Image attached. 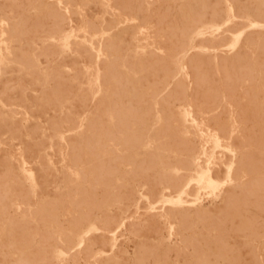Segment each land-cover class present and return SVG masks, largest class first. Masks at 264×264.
<instances>
[{
    "label": "rangeland",
    "instance_id": "rangeland-1",
    "mask_svg": "<svg viewBox=\"0 0 264 264\" xmlns=\"http://www.w3.org/2000/svg\"><path fill=\"white\" fill-rule=\"evenodd\" d=\"M25 1L26 0H0V20L10 16H17L20 8H13L12 4H25ZM38 1L49 7L55 6V0H37V2ZM240 3L245 4L248 3V1L240 0ZM88 12V20L90 23H93L95 30L99 29V24L102 25V20H104L105 23L109 22L107 14H104L98 7ZM160 13L162 14V12L158 10L155 12V16L158 18L161 15ZM129 17L132 16L129 15ZM75 22L72 21L71 25H78V23ZM129 22L134 25L138 24V21L134 19H131ZM231 30L233 33L237 31L242 32L241 39L236 48H227L232 42L229 34H222L218 39L217 35H205L204 41H202V43L201 41H196L193 48V51L199 48L206 51V57L208 59V63L204 67L208 75L206 84L213 87L215 86L219 90L218 97H214L211 93H209L208 96H202L194 92L198 87L193 81L194 70L193 68H187L188 78L185 81V86L190 92H187L186 95H184L185 97L180 96V98L175 95H166L164 91H158L159 94L154 98L144 101V108H136L135 104L129 103L128 99H122L126 107L122 116H125L130 121L138 119L145 120L148 125L147 129L141 130L134 127H129L127 130L116 129L109 142L104 145L96 143L91 147V150L112 153L114 149H118L120 152L126 153L128 150L119 139V136L124 134L131 140H141L139 147L130 151L131 154H144L143 156L149 154L151 157L147 161H142L140 157L137 156L136 158L113 162L114 174L113 177H111L113 181L111 180L110 186L108 189L100 187L93 194L98 202H101L103 198H105V195L106 197L109 196L107 199H109L110 204L107 203V206H99L101 209L98 207V210H96L97 207L92 209L82 208L80 210L61 207L57 210V227L63 232L77 229L79 237L76 241H70L63 232H52L46 226L34 222H25V220L28 216L32 217L37 214L40 202H51L59 198L55 191V187L67 180V178L63 176L61 169L71 171L77 168V165L68 161H59L57 153V149H59L58 146L46 149L44 152L48 154L47 158H49V161H44L42 164L49 167V177L47 178L48 186L43 191L44 193L39 192L35 196H25L24 193L20 192L17 188L18 184L25 186L26 183L18 174V162L13 159L11 153L5 151V147L0 148V156L5 160L3 166L0 165V197L9 200V202L12 203L11 205H13L12 207L0 210V217L8 221H13L14 225H7L6 229L14 226V232L16 233L11 240L0 238V264H199V258H203L205 264H221V262L222 264H264V145L262 147L264 137L262 138L263 142L260 140V137H262L261 135L264 133V129H262V127L264 128V122L260 120L264 121V117L260 118L259 116H264V111H262L264 107H261L264 106V73L258 76V72L264 71V49H258V46L264 43V32L249 29L242 20H236ZM158 35L162 36L163 33H159ZM33 37L29 36V40L33 39ZM149 37L152 38L153 35H149ZM27 38L28 36L25 39L27 40ZM178 38L181 39V37ZM120 40L126 49L134 51V47L127 41L129 40L127 35L121 36ZM163 41L164 38L160 37L156 40L155 45L159 48V52L172 54V59L175 60L178 56L177 53L180 52L183 47L179 44L176 47L168 49ZM219 42L225 45L221 49L215 48ZM29 44L32 48L29 47ZM12 46L18 53L27 54L29 52V54L34 55L38 61L39 67L42 69L48 66L45 57L40 55L41 44L37 39H33L30 43H25L24 41L12 43ZM214 59L219 62L222 61V64L219 66V74L215 73L213 67V63L215 62ZM49 60L56 63L58 62L62 64V66L65 65V70L70 75L77 73L75 69L66 67L68 60L59 55L50 56ZM81 60L85 59L81 58ZM248 60L255 64L251 65V67L248 66L246 63ZM260 62H262V67ZM242 64L246 65L242 67ZM81 66H83V63H76V69H79ZM155 68L157 74L162 73L160 66H155ZM14 69H16V72L13 71ZM168 69L171 71V74H175L176 66H169ZM1 70L0 112H7L24 107L19 101L16 90L14 89V86L20 80L16 65L11 64L4 68L2 67ZM220 74L224 75L221 76ZM235 76H239V79L234 80ZM23 80L28 87L26 90V98L30 100L31 97L38 96L39 92L36 88L34 90L33 86L28 83V79L25 78ZM160 85L161 84H158L159 87ZM172 88L173 85L170 84L167 90H171ZM161 96L164 97L161 98ZM255 98H257L258 103L255 102ZM211 99L214 101L212 102ZM207 100L212 106L209 105ZM76 102L77 101L74 99L71 100L67 107L71 113L81 117L83 111H91L95 107V104L90 100L87 101L85 107L79 106ZM262 103L263 105H261ZM217 104L218 106H216ZM76 107L79 111H77L78 109ZM72 109L77 110L73 111ZM184 111L188 113L186 118L188 122H184L181 116ZM46 116L47 118L57 117L56 113L52 111H48ZM36 120L41 124L44 123L43 117ZM237 121L239 123H237ZM159 122H169L171 123V127L168 126L162 129L158 125ZM250 122L254 123L251 124ZM258 122L261 125L258 124ZM31 123L32 122L29 121L27 125ZM254 125L258 126L255 127ZM257 128L261 129L257 130ZM90 131L89 129L74 130L69 133L70 139L67 140L70 143L71 140L74 141L78 136L80 137ZM97 131L106 132L105 129H97ZM255 133H259L258 136ZM260 133L262 134L260 135ZM258 142L262 143L259 145ZM168 144L171 145L169 146ZM257 145H259V147ZM79 147L86 148V144L81 142ZM18 148L19 146H15L14 150ZM3 153L4 155H2ZM154 154L159 159L162 158L159 161L160 163H155L156 157ZM160 154L163 155L161 156ZM258 159H262L260 163ZM132 162L133 164H131ZM150 165H153V167H150ZM26 166L33 168L34 163L28 160ZM198 169L201 170L202 174H200L201 178L197 181L195 179V171ZM7 171H9V173H7ZM141 173L147 174H145L148 179L147 182H144V180L146 181V177L143 174L141 176ZM132 175L135 178H133ZM149 175H151V179ZM160 175L161 177H159ZM133 180L135 181L133 182ZM38 181H40V179H38ZM142 181L144 185H142ZM154 182H157L155 184H158V187L154 185ZM149 183L152 187L154 186V188H152ZM254 187L256 189H254ZM6 188H9V192L6 191ZM118 189L119 191L117 192ZM148 189H150L149 192H151L149 195L147 192ZM234 190H236L235 194L233 192ZM120 191L121 193H119ZM108 192H112V194H108ZM128 192L129 194L132 192V194H130L131 196ZM155 192L156 195H154ZM174 192H176V194ZM231 196L235 201L232 200ZM246 196L251 199H247ZM70 197L71 193L68 198ZM122 197H126L127 199H122ZM149 198L152 199L150 200ZM154 198H156V201ZM177 198H179L180 203H170V201ZM239 198L245 201L243 203L245 208L248 209L249 207V211L244 208ZM235 202L238 205V210ZM233 210H235V212ZM225 212L229 214L227 215ZM103 213L106 215L104 216ZM233 213H235V216ZM250 213H252V215ZM224 214L227 216H224ZM247 214H249V217ZM81 215L88 216L92 222H95L97 229L90 230L86 224H79L77 219H79ZM214 215L217 219L219 218L222 220L223 226L222 223L218 225L221 221L214 220ZM222 216L226 218V220L221 219ZM233 216L234 218H232ZM108 217L109 221L107 219ZM230 217L232 219H230ZM255 218H257V220ZM244 219L245 221H243ZM211 220L215 222L218 221L216 222L218 227L215 226V223H211L214 222ZM260 221H262V223ZM246 224H248L247 227ZM216 228L221 229L219 230ZM207 229L208 231H206ZM79 239H81V243L78 245L77 242ZM205 240L207 242H205ZM197 245L198 247L200 246L198 249L202 252L197 250L201 255H199L196 250ZM146 246L148 248H146ZM139 247H141V249ZM59 251H62L63 254ZM153 253H155V256ZM204 253L208 254V256L205 257L206 255L204 256ZM224 253L225 255H223ZM115 255H117V258ZM183 255L184 257H182ZM146 256L149 259L146 258ZM216 258H218V260ZM225 258L227 261H225Z\"/></svg>",
    "mask_w": 264,
    "mask_h": 264
},
{
    "label": "bare ground",
    "instance_id": "bare-ground-1",
    "mask_svg": "<svg viewBox=\"0 0 264 264\" xmlns=\"http://www.w3.org/2000/svg\"><path fill=\"white\" fill-rule=\"evenodd\" d=\"M247 1L248 3L241 4L240 0H139V1L137 0H55V6L53 7H49L48 5L43 4L40 1L37 2V0H26L25 4L13 3L12 4L13 8L15 9L20 8L17 16L15 17L10 16L6 19L4 18L3 20H0V74L2 72L1 70L2 67L4 68L11 64L16 65L20 80L16 83L14 89L16 90V94L19 101L21 102V104L24 105V107L7 112L4 111L0 112V148L5 147V151L7 153L8 152L11 153L13 159L18 162V174L23 180L26 181V183L25 186L18 184L17 188L19 189L20 192L24 193L25 196H35L37 193L43 192L48 186L47 178L49 177L48 174L49 167L44 166L42 164L44 161L47 162L49 161V158H47L48 154L44 152L46 149L52 148L54 146L56 147L58 146L59 149H57V153H58L59 161L61 162L68 161L77 165V168H74L71 171L61 169L63 176L66 177L67 180H65L60 185L55 187V191L59 196V198L51 202L48 201L40 202L39 208L37 209L38 210L37 214H35L32 217L28 216L25 222H34L39 225L46 226L52 232L56 231L62 233L63 231L56 225V214L59 208L68 207L70 209L80 210L82 208L92 209L97 207L96 210H98L99 206H105L107 203H109V199H107L109 198V196L106 197L105 195V198H103L101 202H98L94 198L93 194L100 187L103 188L105 187L108 189V187L110 186L111 182L113 181L111 177H113L114 174V169H113L114 166H112L113 162L123 161L130 158H136L137 156H139L142 161H147L151 157L149 156V154H146V156H143L144 154L140 155L137 153L131 154L130 151L137 149L139 147V144L141 143L140 142L141 140H137V139L131 140L127 138L124 134H121L119 136V139L122 142V144L126 146V149L128 150L126 151V153H122L118 149H114L112 153H107L103 151L97 152L91 150L92 149L91 147L96 143H99V145L100 144L104 145L107 142H109L111 140V137L113 136V132L116 129L127 130L129 129V127L130 128L134 127L141 130L147 129L148 125L146 124L147 122L145 120L138 119V120L130 121L125 116H122V113L125 112L126 110L124 102H122V99H128L129 103H134L136 108H144L145 107L144 101L154 98L157 94H159L158 91L160 92L164 91L166 95H175L182 97L186 95L187 92H190V90L186 89L185 86L186 84L185 81L188 78V74L186 71L187 68H193L194 70L193 81L198 86L196 88L197 90L194 92L199 93L202 96H208L209 93H211L214 97H218L219 90L215 86L213 87L206 84L208 78L206 68H204L205 65H207L208 63V59L206 57V51L203 50L202 48L193 51L194 44L196 41H201L202 43V41H204L205 35L208 34L217 35V39L222 34H229L232 42L227 46V48L228 47H230V49L236 48L242 36V32L239 31H237L236 33L231 32L232 31L231 29L235 25L236 20H242L249 29H254L257 31L264 32V0H247ZM96 7L100 8L102 12L104 14H107L109 18L108 23H105L104 20H102L103 21L102 25L99 24L100 27L98 26L99 27L98 30L94 29L93 23H90L87 17V12ZM158 10H160L162 14L160 13L161 15L157 18L155 16V12H157ZM129 15H131L132 17H129ZM131 19L137 20L138 24L134 25L130 23L129 21ZM72 21L74 22L76 21L78 25L72 26L71 25ZM159 33H163V35L162 36L158 35ZM123 35H127L129 37V40L127 41L130 43L132 47H134V51H132L131 49H126L123 46V43L120 40V37ZM149 35H153V37L150 38ZM27 36L28 38L26 40L25 38ZM29 36L30 37L34 36L33 39H37L41 44L40 55L45 57V61L48 65L45 69L39 67L38 61L34 55L29 54V52L27 54L18 53V51L15 50L14 47L12 46V43H16V42L19 43L22 41H24L25 43L32 42L33 39L29 40ZM159 37L164 38L163 43L168 49L176 47L179 44L183 47V49L177 53L178 56L175 58V60L172 59V54H168V53L164 54L159 52V48H157L155 45L156 40ZM178 37H181V39ZM224 46L225 45L222 42H219L215 48L221 49ZM29 47L32 48L30 44ZM258 49H264V43L258 46ZM53 55L54 56L59 55L60 57L67 59L69 64L66 63L67 64L66 67H71L75 69L77 73L70 75L65 70L64 67L65 65L62 66V64H59L58 62L56 63L49 60V57ZM81 58L85 60H81ZM77 62L83 63V66H81L79 69H76ZM246 63L250 67L251 65L255 64L254 62H249V60ZM260 63L262 67V62ZM220 64H222V61L219 62L215 60V62L213 63V67L215 69L216 74H219ZM245 65L246 64L244 65L242 64V67H244ZM155 66L161 67L162 70L161 74H157L156 72L157 70ZM169 66H176L175 74H171V71H169L168 69ZM222 69L226 70L224 68ZM15 70L16 69H14L13 71ZM263 73L264 71L258 72V76H261ZM25 78L28 79L29 82L28 81L27 82L33 86L34 90L36 88L37 91L39 92L38 96H35L33 98L31 97L30 100H28L29 98L28 99L26 98L27 96L26 90L28 89V87L25 85V82L23 80ZM237 79H239V76H235L234 80ZM158 84H161L160 87L158 86ZM170 84L173 85V88L171 90H167V87ZM162 97L164 96H161V98ZM73 99L76 100L77 101L76 103H78V105L82 107H85L87 101L90 100L92 103L95 104V107L91 111H83L81 117L79 115L71 113L67 107L69 102ZM255 99H256L255 102H257V98ZM211 101L213 102L214 100L211 99ZM207 102L209 103L208 100ZM263 103L261 105H263ZM210 104L211 103H209V105ZM216 106H218V104ZM48 111H52L56 113L57 117L47 118L46 115ZM77 111H79V109ZM181 116L183 117L184 122H188L187 121L188 119H186L188 116L187 111H184L183 115ZM259 116L260 118L264 117L261 115ZM41 117L44 118V123L42 122L43 124H41L36 120ZM29 121H31L32 123L27 125V122ZM260 121L264 122L263 120ZM237 123L239 122L237 121ZM253 123L254 122H252L251 124ZM258 124L260 123L258 122ZM158 125L162 129H165L168 126L171 127V123L169 122H159ZM254 126L257 127L258 125L257 126L254 125ZM81 129H89L91 131L88 132L87 134L81 135L80 137L78 136V138H75L74 141L71 140V142L69 143L68 142V140L70 139L69 133H71L74 130H81ZM97 129H105L106 132H99L97 131ZM260 129L257 128V130ZM262 129L264 128L262 127ZM262 133H260V135ZM258 134L256 135L258 136ZM263 134L261 135L262 137H260L261 141L262 138L264 137ZM81 142L86 144V148L79 147V144H81ZM261 143L258 142L259 145ZM259 145L257 146L259 147ZM263 145L264 142L262 143V147ZM15 146H19V148L14 150ZM178 152L181 153L180 151ZM2 155H4V153ZM155 159H156L155 163H160L159 161L162 158L159 159L158 157H156ZM28 160L34 163L33 168H29L26 166V162ZM261 160L262 159H258L259 163L261 162ZM4 163L5 160L2 159V157L0 156V165L3 166ZM131 164H133V162ZM150 167H153V165L152 166L150 165ZM7 173H9V171H7ZM195 173H196L195 179L198 181L199 178H201L200 174H202V172L201 170L198 169L195 171ZM142 174L145 177L147 175L146 173H145L146 175L144 173H141L140 175L142 176ZM159 177H161V175ZM149 178L151 179V175H149ZM38 179H40V181H38ZM147 180L148 179L146 177V181L144 180V182H147ZM134 181L135 180H133V182ZM144 182L142 185H144ZM155 183L157 182H154V185L158 187V184ZM152 188H154V186ZM150 189L147 190L148 195L151 193L149 192ZM254 189L256 188L254 187ZM6 191L9 192V188H6ZM118 191L119 189L117 190V192ZM121 191L119 193H121ZM235 191L236 190L233 191L234 194ZM70 193H71V197L68 198ZM174 193L176 194V192ZM108 194H112V192H108ZM130 194H132V192ZM154 195H156V192ZM124 198L127 199L126 197ZM124 198L122 197V199ZM149 199L151 200L152 198ZM155 199L156 198H154V200ZM232 200H234L233 197ZM236 202L239 204L237 200ZM243 202L245 201H242L241 203L242 205H244ZM170 203L178 204L180 203V200L179 198H177L175 200L170 201ZM237 203H236V208L238 210ZM11 204L12 203H10L9 200L0 197V210H3L4 208L12 207L13 205ZM233 211L235 212V210ZM233 214L235 216V213ZM250 214L252 215V213ZM103 215L105 216L106 214L103 213ZM227 215L224 214V216ZM247 215L249 217V214ZM234 216L232 218H234ZM214 217H213L214 220H220L219 218L217 219L215 215ZM232 218L230 217V219ZM107 219L109 221V217ZM221 219L226 220V218H224L223 216ZM255 219L257 220V218ZM220 221L221 222H219L218 225L222 223L223 226L222 220ZM231 221H236V220H231ZM243 221H245V219ZM77 222L79 224L80 223L86 224V226H88L90 230L97 229L95 222H92L88 216L81 215L79 219H77ZM216 222L214 221L211 223H215L216 224L215 226L218 227ZM260 222L262 223V221ZM10 224L14 225L13 221H8L7 219L0 217V238L2 237L5 238L6 240H11L13 236L16 234L14 232L15 231L14 230L15 228H13L14 226H11L12 228L6 229L7 225ZM247 225L248 224H246V227ZM216 229L220 230L221 228H216ZM206 231H208V229ZM63 233L72 242L76 241L79 237L77 229H71L68 231H64ZM205 242L207 241L205 240ZM80 243H81V239L78 240L77 244L79 245ZM198 245L196 250L200 247V246L198 247ZM139 248L141 249V247ZM146 248L148 247L146 246ZM198 250L199 252H202L200 251V249ZM59 252L63 254L62 251ZM205 253L203 255L204 256L206 255L205 257H207L208 254ZM154 254L155 253H153V255ZM184 255L182 257H184ZM199 255L201 254L199 253ZM223 255H225V253ZM116 256L117 255H115V257ZM146 258L148 257L146 256ZM216 259L218 260V258ZM225 261H227V259ZM198 263L205 264L204 259L199 258Z\"/></svg>",
    "mask_w": 264,
    "mask_h": 264
}]
</instances>
